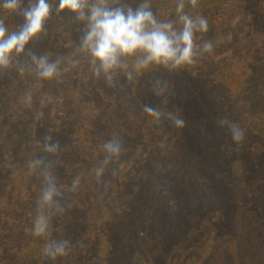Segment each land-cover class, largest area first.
I'll return each instance as SVG.
<instances>
[{"label":"trees","instance_id":"trees-1","mask_svg":"<svg viewBox=\"0 0 264 264\" xmlns=\"http://www.w3.org/2000/svg\"><path fill=\"white\" fill-rule=\"evenodd\" d=\"M222 1L198 0L193 9L185 0L188 14L208 20L197 43L212 42L216 28L243 24L236 12L241 5L230 6L231 20L218 14ZM50 2L55 9L58 0ZM148 2L159 19L177 18V3ZM140 3L113 6L136 9ZM251 8L244 11L252 15L247 33H259L254 48H262L248 54L256 75L247 86L239 81L243 73L232 62L233 49L218 52L214 45L195 65L133 72L131 80L118 73L109 86L76 53L85 26L54 10L47 36L28 50L61 59L67 71L52 80L31 67L0 71V264H229L246 253L248 263L264 264V73H258L264 72V12ZM0 18L10 30L24 23L19 13L0 12ZM226 38L236 41L237 35ZM69 58L76 63L69 65ZM157 80L168 85L163 95L154 91ZM144 105L178 114L184 127L167 119L156 125ZM225 119L244 129L241 143L221 126ZM47 135L60 145L54 172L71 205L51 221L49 236L73 246L56 261L45 258V241L32 235L43 179L29 164L44 155L39 142ZM111 139H120L126 151L97 179L94 169ZM76 177L80 188L70 193ZM238 218L248 230L234 241H216L215 234L224 238Z\"/></svg>","mask_w":264,"mask_h":264},{"label":"clouds","instance_id":"clouds-1","mask_svg":"<svg viewBox=\"0 0 264 264\" xmlns=\"http://www.w3.org/2000/svg\"><path fill=\"white\" fill-rule=\"evenodd\" d=\"M194 9L198 0H188ZM119 0H58L55 7L50 0H29L24 7V0H0V12L11 15L19 13L24 23L16 30H10L5 24V18H0V71L15 68L23 73L31 67L36 76L44 80L58 79L63 71L62 60H50L47 56L37 55L28 50V46L42 36H47L46 24L54 10L60 13H71L73 19L82 23L83 35L80 38L76 53L88 58L90 71L97 78H103L109 86H114L118 73H123L128 80L133 78V72H143L153 68H164L176 71L195 65L198 58L213 51L210 40L203 44L197 43L198 33H207L208 20L201 15H190L185 11V0H177L175 20H161L153 12L148 0L136 8L113 6ZM131 61V63H130ZM67 63L73 65L71 58ZM157 95H163L168 90L164 81L154 83ZM30 101V97L28 98ZM143 113L150 117L156 125L164 119L171 121L174 127L183 128L185 121L178 115L143 106ZM221 126H227L232 139L241 143L245 131L239 125L228 120H221ZM40 143L41 151L29 164V168L38 172L43 179V187L39 197L36 216L33 222L32 235L45 241L43 255L46 259L56 261L65 257L72 249L67 239H52V218L64 214L67 199L61 190L54 172V157L60 150L58 142L51 135L44 137ZM126 149L120 139H111L103 144L104 158L94 169L97 179L105 173V166L119 160ZM80 178L72 180L68 187L70 193L78 192Z\"/></svg>","mask_w":264,"mask_h":264},{"label":"rangeland","instance_id":"rangeland-1","mask_svg":"<svg viewBox=\"0 0 264 264\" xmlns=\"http://www.w3.org/2000/svg\"><path fill=\"white\" fill-rule=\"evenodd\" d=\"M167 2H175L177 3V1L174 0H160V2L162 3H166ZM220 7L218 8V14L219 15H223L227 14L230 17V20L232 19V10L230 6L235 5V6H240L239 11L236 9V12H239V17L240 20L243 24L242 25H238V26H234V24H232L231 26L225 27L223 30L218 29V28H214L215 30L213 31V36H212V43L215 46V48L218 50L220 48V50L218 52H221L225 49H233L234 51V56L232 59V62H234V64L239 67V69L242 71V75L239 78L240 83L242 82L244 86H247V80L249 79H253V76L256 75V72H253L252 70V66H254L256 64V61H254V59L249 60L250 58H248V54L249 56H253L254 53L256 51L260 52V49L262 47H258V48H254V46L256 45H260V36L258 33V36H251V32L247 33L248 27L247 25V20L246 18L248 17H252L251 12L248 11L244 12L247 8V6H251V9H255L257 11L260 12H264V0H227V1H222L220 2ZM65 14L67 15L68 13L65 12ZM161 12L158 13V15L161 17ZM214 27V26H213ZM256 31V29H253L252 32ZM230 33H235V35H237V40L236 41H232L229 38H226ZM221 38V41L218 42V39ZM244 38V40L242 41L241 39ZM217 39V40H216ZM207 41V40H205ZM219 46V47H216ZM245 56V57H244ZM248 58V59H247ZM224 62V61H223ZM259 74H262L264 72H258ZM229 85H231V82H228ZM233 85V84H232ZM248 91V90H247ZM246 93V90L244 91ZM245 96V95H243ZM252 97V96H251ZM264 111V109H263ZM256 133V132H255ZM262 155V153H261ZM264 155V154H263ZM214 190H212V194L213 196H216V194H218L219 192V184L217 183L216 186H214L213 188ZM206 195H209V193L206 191L207 189H204ZM211 196V195H210ZM241 218L235 219L233 224V227L231 228V231L227 234H224V238L222 237L223 235L218 236L217 234H215V239L216 241L218 239H220L219 241H234L238 236L244 234L245 231H247V227L245 224L243 223V227L241 224H238V222L240 221ZM241 222V221H240ZM248 253H246L244 255V257H239L237 260H234V262H228L229 264H252V263H248L247 262V257ZM202 264L204 263V260H201ZM251 262V261H250Z\"/></svg>","mask_w":264,"mask_h":264}]
</instances>
